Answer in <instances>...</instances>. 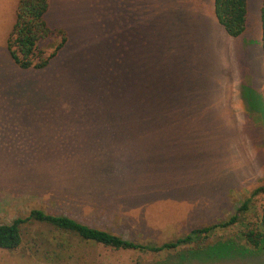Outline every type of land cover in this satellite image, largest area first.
Here are the masks:
<instances>
[{"label": "rangeland", "instance_id": "374dc122", "mask_svg": "<svg viewBox=\"0 0 264 264\" xmlns=\"http://www.w3.org/2000/svg\"><path fill=\"white\" fill-rule=\"evenodd\" d=\"M46 1L53 34L38 48L52 53L57 31L65 43L45 68L21 70L5 50L18 0H0V225L40 210L160 245L250 198L200 243L243 245L264 207V191L251 196L264 187L262 0H247L236 38L212 0ZM20 235L0 264H264V248L114 251L34 221Z\"/></svg>", "mask_w": 264, "mask_h": 264}, {"label": "trees", "instance_id": "16d2710c", "mask_svg": "<svg viewBox=\"0 0 264 264\" xmlns=\"http://www.w3.org/2000/svg\"><path fill=\"white\" fill-rule=\"evenodd\" d=\"M246 7L247 0H212L213 17L228 37L236 38L243 32ZM46 10V0H18L16 4L14 21L5 41V50L11 62L21 70L45 68L65 43L63 32L57 31L55 34L59 37V44L54 47L52 53L44 55L38 48L41 41L53 34L43 20ZM258 13L260 45L264 52V0L260 3ZM262 191L264 187L254 189L251 196ZM249 202L250 198L243 201L227 220L192 229L186 235L160 245L138 244L83 225L66 216L49 215L40 210H31L24 218H15L7 225H0V249H16L21 240V227L34 221L73 235L81 241L101 245L114 251L161 253L181 250L182 255H195L196 253L198 255L203 251L202 249L207 248L208 254L220 252L234 253L241 257L253 256L264 248V207L255 225L252 227L248 224L244 225L238 232L240 240L244 242L243 245H238L231 240L214 243L207 247L200 245L201 241L206 240L214 231L226 229L238 223L242 213L248 210Z\"/></svg>", "mask_w": 264, "mask_h": 264}]
</instances>
